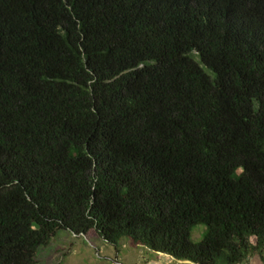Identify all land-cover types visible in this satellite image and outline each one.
Returning a JSON list of instances; mask_svg holds the SVG:
<instances>
[{
	"label": "trees",
	"instance_id": "trees-1",
	"mask_svg": "<svg viewBox=\"0 0 264 264\" xmlns=\"http://www.w3.org/2000/svg\"><path fill=\"white\" fill-rule=\"evenodd\" d=\"M61 231L264 258V0H0V264Z\"/></svg>",
	"mask_w": 264,
	"mask_h": 264
},
{
	"label": "rangeland",
	"instance_id": "rangeland-1",
	"mask_svg": "<svg viewBox=\"0 0 264 264\" xmlns=\"http://www.w3.org/2000/svg\"><path fill=\"white\" fill-rule=\"evenodd\" d=\"M206 230L203 225L193 228L191 241L200 243ZM251 243L255 244V238H251ZM162 255L127 239L115 248L98 237L89 239L61 231L49 245L39 248L36 264H177V260L171 262ZM244 264H264V258L252 255Z\"/></svg>",
	"mask_w": 264,
	"mask_h": 264
},
{
	"label": "crops",
	"instance_id": "crops-1",
	"mask_svg": "<svg viewBox=\"0 0 264 264\" xmlns=\"http://www.w3.org/2000/svg\"><path fill=\"white\" fill-rule=\"evenodd\" d=\"M162 256H164L165 259L170 260L171 262L175 261V259H173L167 255H162ZM176 262H177V264H191L190 262H182V261H176Z\"/></svg>",
	"mask_w": 264,
	"mask_h": 264
}]
</instances>
